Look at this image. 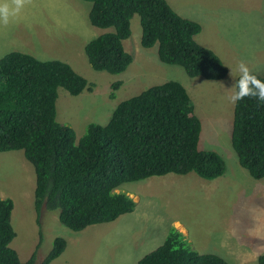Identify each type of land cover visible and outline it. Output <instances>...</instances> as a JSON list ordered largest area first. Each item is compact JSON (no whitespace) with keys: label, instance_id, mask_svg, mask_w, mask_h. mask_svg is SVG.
<instances>
[{"label":"rangeland","instance_id":"1","mask_svg":"<svg viewBox=\"0 0 264 264\" xmlns=\"http://www.w3.org/2000/svg\"><path fill=\"white\" fill-rule=\"evenodd\" d=\"M165 1L178 16L199 24L195 42L219 58L228 71L225 79L190 78L183 68L160 62L157 45H140L137 15L130 21V38L123 42L132 56L128 68L118 75L94 71L84 46L111 29L91 26V4L81 0H29L7 26L0 24V59L16 47L12 52L64 62L94 85L91 92L75 97L58 89L56 121L72 127L76 139L89 123L105 125L120 102L155 85L180 83L200 121L198 150L220 155L225 173L211 181L189 173L125 183L115 192L132 198L134 211L75 233L60 224L57 211L44 209L38 215L35 172L23 152L0 153V198L13 202L16 237L11 247L20 261L35 252L39 232L38 262L55 238L66 240L64 253L50 264H137L172 229L183 234L194 251L220 256L228 264H257L264 254V179L251 178L238 163L231 145L234 105L228 100L239 61L264 76V0ZM116 82L121 85L110 99Z\"/></svg>","mask_w":264,"mask_h":264},{"label":"trees","instance_id":"2","mask_svg":"<svg viewBox=\"0 0 264 264\" xmlns=\"http://www.w3.org/2000/svg\"><path fill=\"white\" fill-rule=\"evenodd\" d=\"M91 4V26L111 29L84 46L94 71L123 73L132 62L123 42L130 38V21L137 15L140 45H157L160 62L176 65L190 78L221 81L227 69L211 51L195 42L201 28L181 18L165 0H81ZM257 75V74H256ZM264 81V76L257 75ZM121 82L112 85L110 99ZM87 82L66 63L40 61L11 52L0 59V153L22 151L35 172L34 206L38 215L57 211L61 225L81 232L132 213L135 203L123 192L125 183L167 174L211 181L226 170L215 152L198 150L200 121L186 89L176 81L152 86L120 102L105 125L87 124L76 139L72 127L56 121L58 89L70 96L91 92ZM231 145L240 167L255 180L264 179V102L246 97L234 105ZM13 202L0 198V264H50L62 255L66 240L57 237L45 258L37 250L20 261L10 244ZM137 264H228L222 257L199 254L176 229ZM264 264V254L257 258Z\"/></svg>","mask_w":264,"mask_h":264},{"label":"clouds","instance_id":"3","mask_svg":"<svg viewBox=\"0 0 264 264\" xmlns=\"http://www.w3.org/2000/svg\"><path fill=\"white\" fill-rule=\"evenodd\" d=\"M29 0H4L0 2V24L7 26L12 17L17 16ZM236 71L238 78L232 84V93L228 97L231 104L235 105L246 97L255 98L264 102V81L248 67L246 62L239 61Z\"/></svg>","mask_w":264,"mask_h":264},{"label":"crops","instance_id":"4","mask_svg":"<svg viewBox=\"0 0 264 264\" xmlns=\"http://www.w3.org/2000/svg\"><path fill=\"white\" fill-rule=\"evenodd\" d=\"M14 50H16V47L12 49V51H14ZM12 51H11V52H12ZM11 52H9V53H11ZM1 198H6V197H1ZM82 231H83V230H82ZM15 237H16V234H15ZM13 240H14V239H13ZM158 240H159V241L162 240V242H163L164 239H158ZM162 242H159L158 245H157L155 248H157ZM11 243H12V242H11ZM156 243H157V242H156ZM10 246H11V244H10ZM11 248H12V247H11ZM14 250H15V249H14ZM153 250H154V249H153ZM15 251H16V250H15ZM64 251H65V250H64ZM16 252H17V251H16ZM38 253H39V257H40V256H41V255H40V252L38 251ZM63 253H64V252H63ZM63 253H62V254H63ZM17 254H18V253H17ZM18 257H19V256H18ZM58 258H59V257H58ZM58 258H57V259H58ZM138 261H139V260H138ZM138 261H137V262H138Z\"/></svg>","mask_w":264,"mask_h":264},{"label":"water","instance_id":"5","mask_svg":"<svg viewBox=\"0 0 264 264\" xmlns=\"http://www.w3.org/2000/svg\"><path fill=\"white\" fill-rule=\"evenodd\" d=\"M46 202H47V198H45L43 204H42V207H41V212L46 208Z\"/></svg>","mask_w":264,"mask_h":264}]
</instances>
